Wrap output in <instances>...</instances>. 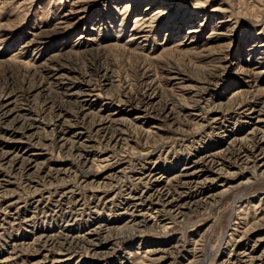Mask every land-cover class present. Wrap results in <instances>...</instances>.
<instances>
[{
  "label": "rangeland",
  "instance_id": "374dc122",
  "mask_svg": "<svg viewBox=\"0 0 264 264\" xmlns=\"http://www.w3.org/2000/svg\"><path fill=\"white\" fill-rule=\"evenodd\" d=\"M263 102L264 0H0V264H264Z\"/></svg>",
  "mask_w": 264,
  "mask_h": 264
},
{
  "label": "bare ground",
  "instance_id": "6f19581e",
  "mask_svg": "<svg viewBox=\"0 0 264 264\" xmlns=\"http://www.w3.org/2000/svg\"><path fill=\"white\" fill-rule=\"evenodd\" d=\"M143 20V19H142ZM140 23V22H139ZM138 36V35H137ZM134 40V39H133ZM29 71V70H28ZM172 74H174L175 76H177L178 78L180 77V76H182V74L181 73H179V72H176V73H172ZM177 78V79H178ZM210 82V81H209ZM88 86H90V85H88ZM96 89V88H95ZM94 89V90H95ZM182 90H183V88H182ZM83 91V90H82ZM198 91H200V90H198ZM84 92V91H83ZM86 92V91H85ZM89 92H90V90H89ZM30 93H32V91L30 92ZM198 93V92H197ZM202 93V92H201ZM199 94V93H198ZM143 98H141L140 99V101L145 105V106H151L152 105V109H153V98L151 97V96H146V95H143L142 96ZM240 97V96H239ZM238 97V98H239ZM237 99V98H236ZM131 101H132V99H131ZM131 101H128V102H131ZM199 102H200V100H198ZM233 101H234V99H233ZM240 101V100H239ZM140 102V103H141ZM199 102H198V104H199ZM236 102V101H235ZM122 103V102H121ZM139 103V104H140ZM182 103V102H181ZM195 103V102H194ZM264 103V102H263ZM262 103V104H263ZM127 104H129V103H127ZM250 104V103H249ZM180 105V104H179ZM126 106V105H125ZM156 106V105H155ZM182 106H183V104H182ZM184 106H187V105H184ZM193 106V105H192ZM262 106L263 105H261V108H262ZM57 107V106H56ZM198 107V106H197ZM196 107V108H197ZM241 107V106H240ZM244 107V106H243ZM175 108V107H174ZM187 108H189V107H187ZM191 108V107H190ZM242 109V108H241ZM262 109H264V108H262ZM7 110V109H6ZM157 109H155L154 111H156ZM255 110V109H254ZM4 110L2 109V108H0V113L2 112V114L0 115V118L2 117V116H4L5 114H8V113H6L5 112V114H4V112H3ZM153 111V112H154ZM158 111H160V113L159 114H161V113H165V109L163 108V109H161V110H158ZM157 111V112H158ZM174 111V110H173ZM175 111H177V110H175ZM259 111V110H258ZM9 112V111H8ZM261 114H262V111L260 110L259 111ZM259 112H257V113H259ZM167 113V112H166ZM176 113V112H175ZM151 114V113H150ZM156 114V113H155ZM160 116V115H159ZM158 116V117H159ZM166 116L169 118V117H171V112L169 111V113H167L166 114ZM176 117H177V115H175ZM174 116V117H175ZM5 117V116H4ZM66 117V115L65 114H61V112L59 113V115H58V119L54 122V123H52V125H55V126H57L56 125V123H57V121L58 122H60V120L61 119H63V118H65ZM75 117V116H74ZM154 117V116H153ZM155 117H157V116H155ZM154 117V118H155ZM104 118V117H103ZM111 118V117H110ZM165 118V117H164ZM60 119V120H59ZM118 119V118H117ZM116 119V120H117ZM170 119V118H169ZM172 119V118H171ZM174 119V118H173ZM83 120L84 121H86V117H83ZM176 120V119H175ZM125 122V121H124ZM207 122V121H206ZM90 123H92V122H90ZM109 123V120L107 119H101L98 123H94L93 125H91V126H97V127H99L100 129H101V131L103 132V130H107L106 128H107V124ZM116 123V122H115ZM74 124V123H73ZM75 124H76V122H75ZM60 126L61 127H63L64 125H62V124H60ZM71 126H73V125H71ZM90 126V127H91ZM123 126V125H122ZM65 128H66V130L67 129H69L68 127H64V130H65ZM91 129V128H90ZM99 129V130H100ZM111 129H113V128H111ZM181 130V129H180ZM180 130H178V131H180ZM107 131H109V130H107ZM108 133H110V132H108ZM103 134V133H102ZM105 134V133H104ZM179 134V133H178ZM236 139V138H235ZM248 140V141H251V142H249V145L248 146H246V147H244L245 146V144H244V141L245 140ZM245 140L244 139H241V140H238L239 142H235V144H237V146H238V150L236 151V152H228L227 151V153L226 152H224V153H219V154H217V155H214L211 159H209L207 162H209L211 165H213L212 167L213 168H216V169H218V171L219 172H222L223 170H224V167H225V159H222L221 158V155L223 156V155H225V154H227L226 156H230V157H232L234 160H235V162L236 163H238V162H240V163H242L244 166H249V165H253V167H252V169L254 170V169H256V170H258V172L264 177V115H261V116H259L258 117V121H257V124H255V127H254V129L252 130V132L250 133V138H245ZM234 144V145H235ZM65 145V144H64ZM1 146V145H0ZM221 152H223V151H221ZM10 152H8L7 150L4 152V151H1L0 152V158H1V160L2 161H5L10 155ZM209 158V157H208ZM226 158V157H225ZM259 160H261L262 162H261V164H258V161ZM222 161H224L223 163H222ZM16 162V160L14 159V160H12L11 161V163H9V164H11V165H13L14 163ZM227 162V161H226ZM235 163V164H236ZM257 172V171H256ZM256 172H255V175H256ZM215 173H217L218 174V172H215ZM258 174V173H257ZM254 175V174H253ZM185 176H187V175H185ZM184 176V177H185ZM186 178V177H185ZM186 181V185L187 186H192V185H194L195 187H198V186H201V185H203L204 186V184H206V182L207 181H205L204 183L202 182V181H199V180H196V179H186L185 180ZM208 182H209V180H208ZM212 182V181H211ZM158 183V182H157ZM208 184V183H207ZM245 184L247 185V186H249L250 185V180H248L247 181V183L245 182ZM181 185H182V183H181ZM161 186V185H160ZM214 197H215V195H214ZM214 197H212V196H210V198H213V200H214ZM218 197V196H217ZM218 198H220V196L218 197ZM223 198V197H222ZM221 198V199H222ZM240 198V197H239ZM154 199H156L155 201V203H153L154 204V208H153V210H155L156 211V216H154V217H152L153 215H150V216H148L149 218H148V221H146V216H144V215H142V217L144 218V223H150V222H152V221H154V222H159L158 220H159V218H160V214H162L163 213V211H165L166 209H168L169 210V212L171 211H173L174 213H177V214H175V216H178V215H180V214H182V208H184L183 207V205L181 206L180 205V202H179V199H178V197H176V195L173 193V192H170V190H169V188H166V189H163L162 191H160V192H158L157 193V195H156V197L154 198ZM153 199V200H154ZM217 200V199H216ZM215 202V201H214ZM213 202V203H214ZM219 203V202H218ZM198 207V206H197ZM167 210V211H168ZM149 213L151 214L152 212H150L149 211ZM148 213V214H149ZM163 217V216H162ZM133 218V217H132ZM143 218H141V219H143ZM139 220V219H138ZM132 222H133V226L134 227H136V226H139V224L140 223H138V221H137V219H136V217L135 218H133V220H132ZM131 222V223H132ZM160 223V222H159ZM162 225V224H161ZM260 225V224H259ZM131 226V225H130ZM155 226V225H154ZM163 226V225H162ZM261 226V225H260ZM264 226V225H263ZM129 227V226H128ZM253 228H254V226H252ZM102 228V227H101ZM163 228H164V226H163ZM166 228V227H165ZM253 228H252V230H253ZM165 230V229H164ZM167 231V230H166ZM248 231H251V230H248ZM93 233V232H92ZM94 233H96V232H94ZM246 233H247V231H246ZM253 233V232H252ZM252 235V234H251ZM95 237V236H94ZM100 237V236H99ZM249 238V237H248ZM52 240V239H51ZM52 242V241H51ZM259 242H261V241H259ZM88 243V242H87ZM95 243V242H94ZM91 244V243H90ZM71 248V247H70ZM90 249V248H89ZM92 249V248H91ZM68 250H70V249H68ZM156 250V249H155ZM192 250V249H191ZM196 250V249H195ZM193 251V250H192ZM199 251V250H198ZM155 253V252H154ZM168 254V253H167ZM193 254V253H192ZM252 254L253 253H251V254H248V256L247 257H249V255H250V259H251V261H256V262H258V261H261V263L263 262V256H258V257H256L255 259L252 257ZM157 255V254H156ZM161 257V256H160ZM245 257V256H244ZM157 259V258H156ZM160 259V258H159ZM153 260V259H152ZM161 260V259H160ZM159 262V261H158ZM160 263V262H159ZM260 263V262H259ZM263 264V263H262Z\"/></svg>",
  "mask_w": 264,
  "mask_h": 264
}]
</instances>
